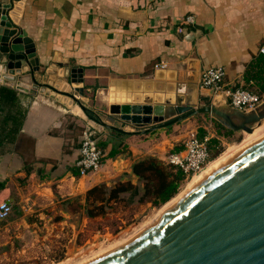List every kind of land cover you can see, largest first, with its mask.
Masks as SVG:
<instances>
[{
    "label": "crops",
    "instance_id": "obj_1",
    "mask_svg": "<svg viewBox=\"0 0 264 264\" xmlns=\"http://www.w3.org/2000/svg\"><path fill=\"white\" fill-rule=\"evenodd\" d=\"M0 2L11 4L10 21L32 40L40 72L50 65V75L56 76L65 75L67 66L77 68L82 82L70 85L83 89L79 105L68 108L0 78V87L15 90L24 108L15 139L0 146V203L12 206L1 220L0 261L23 252L13 246H22L26 235L44 240L70 230L69 219L80 218V213L72 214L66 200L79 197L82 203L85 192L98 183L109 185L122 177L136 182L130 175L134 160L148 155L162 160L186 129L206 128L195 116L146 134L99 128L98 141L108 142L104 154L112 147L120 151L104 157L100 174L79 176L75 161L80 133L93 121L84 108L104 122L134 131L136 126L120 123L109 109L174 103L179 97L211 103L209 91L199 87L201 70L222 66L226 81L242 85L245 65L264 42V0ZM188 16L192 23H183ZM37 77L40 82L50 78L44 73ZM20 83L29 88L26 81ZM205 121L210 125L211 119Z\"/></svg>",
    "mask_w": 264,
    "mask_h": 264
},
{
    "label": "water",
    "instance_id": "obj_2",
    "mask_svg": "<svg viewBox=\"0 0 264 264\" xmlns=\"http://www.w3.org/2000/svg\"><path fill=\"white\" fill-rule=\"evenodd\" d=\"M10 8V3L0 2V78L17 82L16 89L28 94L55 98L68 108L79 105L83 89L70 85L82 82L81 75L76 78L77 68L67 66L65 75L51 76L50 65L41 73L34 44L13 26ZM43 73L50 78L40 82L37 76ZM23 81L29 88L21 85ZM109 112L120 123L138 129L128 131L100 119L90 121L91 125L118 134H146L208 115L227 129L250 133L264 120V101L243 112L228 104L179 97L174 103L125 104ZM83 264H264V135L211 169L128 240Z\"/></svg>",
    "mask_w": 264,
    "mask_h": 264
},
{
    "label": "trees",
    "instance_id": "obj_3",
    "mask_svg": "<svg viewBox=\"0 0 264 264\" xmlns=\"http://www.w3.org/2000/svg\"><path fill=\"white\" fill-rule=\"evenodd\" d=\"M244 90L264 95V55L258 53L246 65L242 75ZM17 92L12 88L0 87V146L5 142H12L18 133L23 118L24 108L20 105ZM85 114L94 121L99 118L91 109L84 108ZM208 115H197L196 118ZM211 123L216 128V134L227 136L232 130L225 128L214 119ZM166 127L165 129H169ZM198 137L202 138L209 133L206 128L200 126L197 130ZM120 136V135H119ZM107 141H98L97 145L104 154ZM182 148L176 145L171 151L177 152ZM207 150L210 160L220 151V140L218 136H211L207 141ZM119 148L112 147L103 157H113L119 152ZM131 176L136 178L132 182L130 177L117 179L109 185L104 182L94 185L88 189L82 203L80 198H71L64 202L65 207L73 214L80 213L89 220L101 218L113 211H125L135 206L149 204L160 206L169 201L178 192L180 183L184 180L182 171L170 164L164 163L155 156H145L134 160L131 164Z\"/></svg>",
    "mask_w": 264,
    "mask_h": 264
},
{
    "label": "rangeland",
    "instance_id": "obj_4",
    "mask_svg": "<svg viewBox=\"0 0 264 264\" xmlns=\"http://www.w3.org/2000/svg\"><path fill=\"white\" fill-rule=\"evenodd\" d=\"M205 119L207 118L200 117V124L206 125L211 136H218L220 140V151L210 161L216 159L230 146L243 142L246 135L249 134L245 131H232L230 135L219 136L216 134L217 131L213 123L210 122L208 125ZM263 124L264 120L260 124H255L251 132H257ZM181 138L175 141V146L181 145ZM189 181L190 179H184L180 183L175 196L185 188ZM169 201L160 206L152 207L149 204H144L128 208L125 211H113L94 220H82L78 215L72 216L69 219L70 230L44 240L33 235L32 237L26 235L22 246L17 243L13 246L20 247L23 252L1 259L0 264H83L142 230L145 225L154 220L158 211ZM4 223L5 221L0 222V230L4 227Z\"/></svg>",
    "mask_w": 264,
    "mask_h": 264
},
{
    "label": "built area",
    "instance_id": "obj_5",
    "mask_svg": "<svg viewBox=\"0 0 264 264\" xmlns=\"http://www.w3.org/2000/svg\"><path fill=\"white\" fill-rule=\"evenodd\" d=\"M192 17L185 18L183 23H192ZM179 32L182 28H178ZM258 53L264 55V42L260 44ZM236 82L225 80V69L222 66H208L201 70L199 87L210 93L212 103L228 104L232 108L247 112L254 110L264 101V95L250 92L236 86ZM198 128H188L181 138L182 148L177 151H168L162 161L179 168L184 174V179H192L201 174L210 162L207 141L210 133L202 138L198 137ZM97 130L91 123L85 125L80 133L78 158L75 161L79 176L100 174L104 165V154L97 145ZM12 206L7 201L0 203V221L10 215Z\"/></svg>",
    "mask_w": 264,
    "mask_h": 264
},
{
    "label": "bare ground",
    "instance_id": "obj_6",
    "mask_svg": "<svg viewBox=\"0 0 264 264\" xmlns=\"http://www.w3.org/2000/svg\"><path fill=\"white\" fill-rule=\"evenodd\" d=\"M262 135H264V124L262 126H260V129L257 132H250L248 135H246V139L243 142H241V143H239L237 145L230 146L220 156H218L216 159L210 161L208 163L205 171H203L201 174L195 176V178L190 179L189 183L185 186V188L182 191H180V193H178L177 196H175L173 199H171L165 206H163V208H161L160 211H158V213L156 214V216L154 217V219H156L164 210H166L172 203H174L180 196H182L191 186H193L199 179H201L211 169H213L215 166H217L218 164H220L221 162H223L224 160H226L228 157H230L231 155H233L235 152H237L241 148L243 149L244 146H246L249 143L253 142L254 140L258 139ZM148 224H150V223H148ZM147 225H145V227ZM128 239H126V240H128ZM126 240H123V242L126 241ZM120 243H122V242H120ZM120 243H118V244H120ZM118 244H116V246Z\"/></svg>",
    "mask_w": 264,
    "mask_h": 264
}]
</instances>
